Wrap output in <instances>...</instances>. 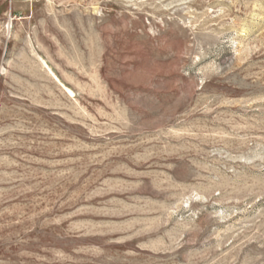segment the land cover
Listing matches in <instances>:
<instances>
[{"label":"rangeland","instance_id":"obj_1","mask_svg":"<svg viewBox=\"0 0 264 264\" xmlns=\"http://www.w3.org/2000/svg\"><path fill=\"white\" fill-rule=\"evenodd\" d=\"M0 264H264V0H0Z\"/></svg>","mask_w":264,"mask_h":264}]
</instances>
